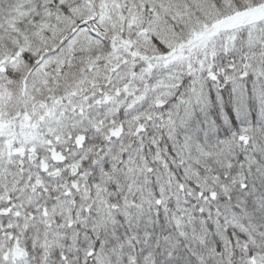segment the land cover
Returning <instances> with one entry per match:
<instances>
[{
  "label": "snow or ice",
  "instance_id": "1",
  "mask_svg": "<svg viewBox=\"0 0 264 264\" xmlns=\"http://www.w3.org/2000/svg\"><path fill=\"white\" fill-rule=\"evenodd\" d=\"M0 264H264V0H0Z\"/></svg>",
  "mask_w": 264,
  "mask_h": 264
}]
</instances>
